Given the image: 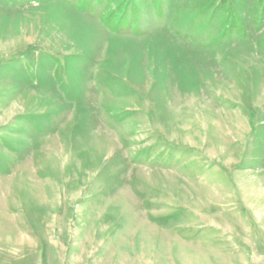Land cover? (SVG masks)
I'll list each match as a JSON object with an SVG mask.
<instances>
[{
  "label": "rangeland",
  "instance_id": "rangeland-1",
  "mask_svg": "<svg viewBox=\"0 0 264 264\" xmlns=\"http://www.w3.org/2000/svg\"><path fill=\"white\" fill-rule=\"evenodd\" d=\"M89 5L0 0V264H264V0Z\"/></svg>",
  "mask_w": 264,
  "mask_h": 264
},
{
  "label": "trees",
  "instance_id": "trees-1",
  "mask_svg": "<svg viewBox=\"0 0 264 264\" xmlns=\"http://www.w3.org/2000/svg\"><path fill=\"white\" fill-rule=\"evenodd\" d=\"M83 2H84V5L91 10L92 6L89 5L90 0H83ZM118 10L120 11V8H118ZM133 17H136V14H133ZM129 18H130V14L128 13V11L126 9L124 11H122V15L119 19V22H118L119 24L117 25V28L118 27L120 28L122 26L130 24L131 21ZM131 26L133 29H135V31H137L136 30L137 29V23L136 22H132ZM234 26H238L237 23H235Z\"/></svg>",
  "mask_w": 264,
  "mask_h": 264
}]
</instances>
